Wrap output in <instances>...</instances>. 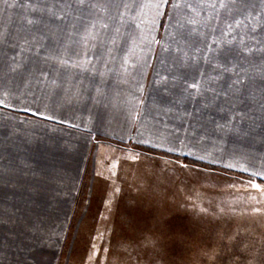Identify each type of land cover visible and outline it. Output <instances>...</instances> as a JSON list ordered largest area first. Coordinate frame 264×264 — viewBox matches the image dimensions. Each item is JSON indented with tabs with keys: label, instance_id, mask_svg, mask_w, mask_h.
I'll return each mask as SVG.
<instances>
[{
	"label": "rangeland",
	"instance_id": "1",
	"mask_svg": "<svg viewBox=\"0 0 264 264\" xmlns=\"http://www.w3.org/2000/svg\"><path fill=\"white\" fill-rule=\"evenodd\" d=\"M1 24H18L22 33L35 36L29 37L35 39V71L50 68L44 54L50 40L85 26L94 30L87 33L118 40L120 54L142 68L146 64L154 85L157 65L171 68V56H179L176 64L184 71L192 68L179 64L181 56L192 55L201 61L209 57L211 70L264 72V0H0ZM166 77L170 83V74ZM25 91L22 97L10 96L17 101L0 96V103L39 113L36 107L43 104H35L29 88ZM259 91L247 89L240 96L242 103L233 110V141L243 140L255 122L263 124L264 103L255 105L264 95ZM0 130L8 151L35 150L34 120L0 111ZM97 148L103 157L96 170L92 158L88 163L61 264L67 258L99 257L90 254L92 248L127 249L133 264H264V181L246 174L249 167L238 170L241 160L253 161L242 158L249 155L228 152L223 162L234 169L134 145L116 147L104 138ZM22 193L23 200L35 195ZM20 195L8 191L9 220L35 213V207L16 205ZM23 224L9 222L8 228Z\"/></svg>",
	"mask_w": 264,
	"mask_h": 264
},
{
	"label": "crops",
	"instance_id": "2",
	"mask_svg": "<svg viewBox=\"0 0 264 264\" xmlns=\"http://www.w3.org/2000/svg\"><path fill=\"white\" fill-rule=\"evenodd\" d=\"M73 30L49 41L44 54L52 62L41 72L35 71V36L22 33L18 24L0 25V96L5 97L1 100L22 97L29 88L35 104H43L36 107L39 113H33L0 103L1 112L35 121L32 151L21 147L8 151L0 130V207L5 212L0 214V264H61L83 178L91 158L93 169L98 167L103 156L94 150L103 138L116 147L134 145L236 169L223 162L233 150L253 160L249 164L241 160L237 169L249 167L246 174L264 181V121L248 127L243 140L232 139L233 110L241 105L240 96L247 89L264 91L260 81L264 72L211 70L206 65L209 57L201 61L192 55L181 56L179 64L192 68L184 71L176 64L179 56H171L167 57L171 68L157 65L159 78L154 85L155 75L146 64L142 68L130 55L120 54L118 40L87 33L94 30L85 26ZM250 77L259 81L249 82ZM162 93L171 100H159ZM258 96L255 105L264 103V95ZM10 101L17 99L10 97ZM201 104H207V109H201ZM209 111H216L215 116ZM12 189L21 192L16 205L35 207V213L9 220L6 207ZM25 190L35 195L23 200ZM16 221L24 224L9 229L8 223ZM91 251L100 256L67 258L65 264H133L127 257L133 253L127 249ZM120 255L124 257H115Z\"/></svg>",
	"mask_w": 264,
	"mask_h": 264
},
{
	"label": "trees",
	"instance_id": "3",
	"mask_svg": "<svg viewBox=\"0 0 264 264\" xmlns=\"http://www.w3.org/2000/svg\"><path fill=\"white\" fill-rule=\"evenodd\" d=\"M23 115H25V116H27V117H35L34 115L29 114V113H23ZM184 159H186V160H192V159L189 158V157H184ZM193 161H195V160H193Z\"/></svg>",
	"mask_w": 264,
	"mask_h": 264
},
{
	"label": "snow or ice",
	"instance_id": "4",
	"mask_svg": "<svg viewBox=\"0 0 264 264\" xmlns=\"http://www.w3.org/2000/svg\"><path fill=\"white\" fill-rule=\"evenodd\" d=\"M81 3H83V0H80ZM221 6L223 7L224 5L221 4ZM29 23H32V21H29ZM192 87H196V85H192Z\"/></svg>",
	"mask_w": 264,
	"mask_h": 264
}]
</instances>
